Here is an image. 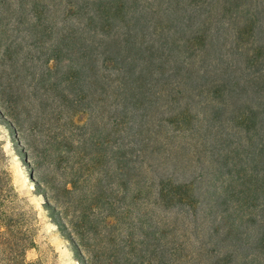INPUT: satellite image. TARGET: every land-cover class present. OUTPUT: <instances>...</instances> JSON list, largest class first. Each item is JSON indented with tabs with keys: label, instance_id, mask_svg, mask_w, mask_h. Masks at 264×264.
Here are the masks:
<instances>
[{
	"label": "trees",
	"instance_id": "16d2710c",
	"mask_svg": "<svg viewBox=\"0 0 264 264\" xmlns=\"http://www.w3.org/2000/svg\"><path fill=\"white\" fill-rule=\"evenodd\" d=\"M26 4L54 37L29 111L81 165L68 193L120 222L86 263L264 264V0L0 2ZM9 178L0 159V264H37Z\"/></svg>",
	"mask_w": 264,
	"mask_h": 264
},
{
	"label": "rangeland",
	"instance_id": "374dc122",
	"mask_svg": "<svg viewBox=\"0 0 264 264\" xmlns=\"http://www.w3.org/2000/svg\"><path fill=\"white\" fill-rule=\"evenodd\" d=\"M12 1L16 9L26 3ZM42 6L35 14L46 25ZM28 8L26 4V10L17 13L20 19H9L0 5V147L4 151L1 166L9 173L7 183L13 186L12 207L32 224L33 245L27 251V260L37 264H87L98 251L99 236L95 230L112 229L120 222H105L99 217L100 209L91 208L85 190L68 193L67 182L82 172L81 165L70 154L57 149L52 138L59 132L57 122L35 123V109L29 111V100L47 93L36 81L51 56L54 37L44 30L46 26H31L34 13L30 15ZM29 15L28 22H18ZM62 19L60 12L56 20L61 24ZM18 95L27 102L16 101ZM118 197H123L122 191ZM125 204L126 199L118 202L120 206ZM83 212L89 213L93 221H84Z\"/></svg>",
	"mask_w": 264,
	"mask_h": 264
}]
</instances>
